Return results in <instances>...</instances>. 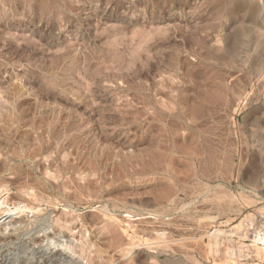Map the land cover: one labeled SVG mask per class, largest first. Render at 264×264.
Wrapping results in <instances>:
<instances>
[{"label":"rangeland","instance_id":"rangeland-1","mask_svg":"<svg viewBox=\"0 0 264 264\" xmlns=\"http://www.w3.org/2000/svg\"><path fill=\"white\" fill-rule=\"evenodd\" d=\"M1 201L0 263L264 264V0H0Z\"/></svg>","mask_w":264,"mask_h":264},{"label":"bare ground","instance_id":"bare-ground-1","mask_svg":"<svg viewBox=\"0 0 264 264\" xmlns=\"http://www.w3.org/2000/svg\"><path fill=\"white\" fill-rule=\"evenodd\" d=\"M3 202L4 201L0 202V206L3 204ZM8 210L10 212L12 211L14 214H16V213L23 214V213H26L28 211H31V208L27 204H24V205H21L17 208L8 209ZM216 231H217V229L214 232H216ZM252 236H253V238H251V239L253 241V246L256 248V250L260 254L261 258L264 259V234L256 232ZM59 246H60V244H59ZM44 248H38L37 249V247H36L37 250L35 249V251H33L34 252L33 257L31 256L32 257L31 264H60V261L61 260L64 261V259L67 258V255H69V254H67L66 250L64 252L60 247L57 249H53L51 251H47V249H44ZM5 249H3L2 254H1V263L0 264H22V260L20 258L21 257V253H20L21 249L20 248H18L20 252L17 249H13V250H11V249L5 250ZM23 264H27V263H23ZM28 264H29V262H28ZM216 264H221V263L218 262ZM224 264H237V262L234 263V262L228 261ZM251 264H258V263H251Z\"/></svg>","mask_w":264,"mask_h":264}]
</instances>
